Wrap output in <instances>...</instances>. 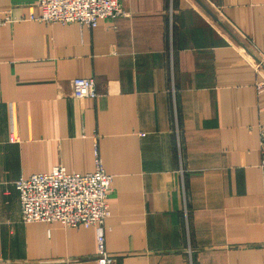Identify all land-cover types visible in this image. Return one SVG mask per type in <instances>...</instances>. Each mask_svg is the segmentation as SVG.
I'll return each instance as SVG.
<instances>
[{
  "label": "crops",
  "instance_id": "crops-1",
  "mask_svg": "<svg viewBox=\"0 0 264 264\" xmlns=\"http://www.w3.org/2000/svg\"><path fill=\"white\" fill-rule=\"evenodd\" d=\"M36 2L0 0V264H98L95 229L24 223L15 189L97 157L116 264H264V0H122L93 29Z\"/></svg>",
  "mask_w": 264,
  "mask_h": 264
},
{
  "label": "built area",
  "instance_id": "built-area-1",
  "mask_svg": "<svg viewBox=\"0 0 264 264\" xmlns=\"http://www.w3.org/2000/svg\"><path fill=\"white\" fill-rule=\"evenodd\" d=\"M42 9L38 21L46 25L78 23L89 29L102 20L114 21L123 15L122 0H37ZM8 16L5 20L10 21ZM264 69V53L256 60V70ZM76 99L98 97L94 78L72 81ZM263 91L264 85H259ZM261 151L264 154V130H261ZM16 143L17 137L12 136ZM264 168V166H263ZM113 177L97 157L92 173H68L62 166L51 173L35 174L15 183L22 221L31 223H60L68 228H93L96 231V259L98 264H116L106 250L107 222L111 217L109 197Z\"/></svg>",
  "mask_w": 264,
  "mask_h": 264
}]
</instances>
